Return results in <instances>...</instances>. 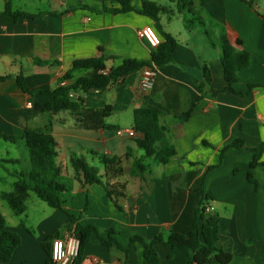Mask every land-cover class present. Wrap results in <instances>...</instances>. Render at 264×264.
Segmentation results:
<instances>
[{
	"label": "crops",
	"instance_id": "crops-1",
	"mask_svg": "<svg viewBox=\"0 0 264 264\" xmlns=\"http://www.w3.org/2000/svg\"><path fill=\"white\" fill-rule=\"evenodd\" d=\"M1 1L4 9L0 11L7 5L12 7V0ZM46 1L50 4L36 11L12 7L14 11L41 15L35 19L0 18V78H5L0 81V133L20 136L26 130L51 129L59 145L57 162L63 168L65 205L59 210L45 203L48 208H44L43 201L32 199L30 209V194L27 210L20 215H25V221L8 219L0 210L8 228L21 238V245L4 264H50L46 251L50 250L52 239H63L74 231V227L70 231L67 227L68 215L99 232L91 237L82 264H145L140 243L135 244L132 252H126L131 238L138 235L151 241L172 232L188 235L204 195L212 198L209 215L219 224V248L233 257L229 264H264V166L252 169L253 153L235 149L226 151L220 164L221 150L236 139H242L248 149L264 143V86L255 88L248 96L213 94L227 85L219 45L221 27L238 50L250 54L249 67L239 73V81L234 85L236 91L246 92L251 84H264V0H194L206 21L203 31L196 25L193 29L173 25L181 16L186 21L191 15L187 11L176 13V5L169 3L173 15L162 14L160 20L165 31L179 42L173 61L156 69L149 91L141 89L143 70L112 84L105 92L84 95L89 109L112 108L106 122L115 129L98 131L84 129L71 111L39 113L36 104L48 101L39 91L57 87L76 60L116 56L118 59L105 62L104 73L120 66L125 59L150 60L155 49L139 32L147 26L154 28L155 23L135 11H93L121 8L119 0ZM132 6L141 10L142 0H132ZM238 41L241 46L236 45ZM206 67L210 79L201 89ZM81 75L76 72L75 78ZM19 78L34 95L21 90ZM145 102L159 112L177 155L165 165L155 160V165H146L144 177H131L134 161L146 157L141 156L142 149L136 143L143 136H118L116 131L135 130L134 112ZM189 111L192 112L185 123L177 118ZM72 157L83 158L97 167L102 183L123 185L124 198L116 202L103 184L87 185L77 179L70 162ZM105 157L120 161L122 177L111 179L105 174ZM6 165L16 168L13 172L4 168L13 180L4 177L0 183L13 188L17 181L14 173L21 171L22 164ZM250 173L255 182L249 180ZM37 212L40 215L30 220ZM111 231L122 249L103 244ZM156 249L160 264H186L189 257L185 249L172 250L162 244Z\"/></svg>",
	"mask_w": 264,
	"mask_h": 264
},
{
	"label": "trees",
	"instance_id": "trees-1",
	"mask_svg": "<svg viewBox=\"0 0 264 264\" xmlns=\"http://www.w3.org/2000/svg\"><path fill=\"white\" fill-rule=\"evenodd\" d=\"M170 1L171 3H176L178 12L187 11L191 15V18H186L185 21L187 29H193L195 23L206 26V21L202 17L201 11L196 7L194 0ZM119 3L121 8H104L103 11L94 9L93 11L111 14L135 11L152 19L155 23L154 30L161 39V44L152 53L151 59H125L120 66L110 68L107 73H104L107 70L105 62L118 59L116 56L76 60L73 62L71 70L60 79L57 87H49L39 91L42 96L48 99L45 104H36V109L39 113L57 114L63 111H71L77 115L81 126L88 131L113 130L115 127L108 125L106 122L112 115V108L89 109L85 106L84 95L91 91L105 92L112 84L129 75L146 69H160L173 61L174 54L179 48V42L174 36L165 31L160 20V15L162 14L172 16L174 13L173 8L160 5L152 0H142L141 10H136L132 6V0H119ZM83 7L88 9L86 6ZM49 14L54 15L56 13L50 12ZM5 16H11L15 19L20 17L35 19L41 15L14 11L10 5H7L4 11H0V18ZM220 31L221 61L227 85L222 90L213 91V94L225 92L248 96L255 88L263 87L264 84H251L246 92L236 91L234 85L239 81V73L249 67L250 54L245 50H238L231 43L222 27ZM236 45L241 46L242 42L238 41ZM35 63L44 66L48 65L47 62L41 61H35ZM76 72L82 73V75L75 78ZM204 72L205 81L200 84L201 89H204L210 79V72L207 67L204 68ZM4 80L5 78H0V81ZM23 81L22 78L18 79L21 90L34 95V91L29 90ZM72 95L75 97H71ZM197 103L194 107H196ZM191 112L180 114L177 118L185 123L189 119ZM134 129L143 136V138L136 140V143L145 152L146 157L134 161L130 170L131 177H144L148 169L144 163L147 158H154L157 163L165 165L177 155L176 147L168 141V130L161 124L159 112L149 107L146 102L134 112ZM0 139L17 145L22 150L20 159L0 162V166L8 162L22 164L21 171L14 173L17 181L14 183L13 191L1 194V198L8 203L14 214L20 216L26 212V203L31 193H34L39 200L46 203L49 207L63 210L66 187L61 182L63 168L57 162L59 145L51 129L48 128L45 131L26 130L20 136L0 133ZM229 149H235L238 152L250 150L253 153L251 168L253 169L260 165L264 166V162H261L264 154V143L253 149H248L242 139H236L221 150L220 164L223 163L225 153ZM102 161L106 168L105 174L109 178L117 179L123 176L124 171L119 166L120 161L118 159H107L105 157ZM70 162L76 172L77 179L84 184H103L108 196L115 199L116 202L124 198L122 192L124 186L119 183H102L100 171L97 167L90 165L83 158L72 157ZM249 180L255 182L251 173L249 174ZM211 200L212 198L209 195H204L201 198L196 209L193 230L188 235L172 232L167 237L160 234L151 241L146 240L142 236H133L126 252H132L135 250V244L140 243L144 247V263L160 264V257L156 247L162 244L172 250H187L189 257L186 264H229L233 257L219 248V224L207 211ZM68 219L67 227L69 231L74 227L73 233L80 241L79 254L71 264H82L85 250L91 237L99 235V232L94 227L81 225L79 219L75 216L68 215ZM112 235H114L113 231L110 232L109 238L102 240L103 244L108 248L116 247L117 249H122ZM55 239H59V237L56 236L52 239V245ZM20 245V236L8 228L5 217L0 211V264L7 263ZM46 252L49 256V263L53 264L52 246Z\"/></svg>",
	"mask_w": 264,
	"mask_h": 264
},
{
	"label": "rangeland",
	"instance_id": "rangeland-1",
	"mask_svg": "<svg viewBox=\"0 0 264 264\" xmlns=\"http://www.w3.org/2000/svg\"><path fill=\"white\" fill-rule=\"evenodd\" d=\"M42 0H12L11 4H12V7L13 9H26V10H30V11H36V9H40L39 7H43V5H46L47 6L50 4L49 1H43L41 3ZM152 1H155L157 3H159L160 5H163V6H169L170 7V4H171V1L170 0H152ZM170 3V4H169ZM174 5H176V3H174ZM46 7V6H45ZM0 9H4V5L2 3V1L0 0ZM176 13L178 12V10L176 9L175 10ZM178 15V14H177ZM190 16V14H189ZM191 18V17H190ZM179 25L180 24V27L183 29L185 28V21H184V18H182V16L180 17V21H175L173 23V25ZM196 27H198L201 31L203 30H206V26L205 27H202L200 24L198 23H195ZM203 38H205L206 42L208 44H211L210 41V38H206L204 37L205 35L203 34L202 35ZM125 137H127L126 135H124ZM132 144L135 145L134 141H130ZM141 156L144 157L145 156V153L140 150L139 151ZM22 156V150L17 146V145H13V144H10V143H7L3 140L0 139V160L3 159L5 161L7 160H10V159H15V158H19ZM145 165H155L156 162L154 161L153 158H147L146 161L144 162ZM4 166V167H3ZM15 166H12V165H6V163H4V165H2V167H0V179L1 178H4V177H7V178H10L13 180V177H9V174L7 171H5L4 168L10 170L11 172H13L14 170H16V168H14ZM12 187H8L5 185V183L1 182L0 183V193L5 191V192H8V191H12ZM32 199L34 200H37L38 202H42L40 201L36 195L34 193H31V199L29 200V207L30 209L33 208V205H31L32 203ZM45 206L44 208H48V206L43 203ZM211 204V202H210ZM210 206V205H209ZM212 206V205H211ZM0 210L5 213L8 217V219H11V218H20V219H23L24 220V216H16L14 214V212L12 211V209L9 207L8 203L6 201H4L2 198H0ZM40 214L39 212L37 213H34L32 216H31V219L32 220L33 218L35 217H38ZM20 219H17V220H20ZM25 221V220H24ZM31 221L28 222V224L30 223Z\"/></svg>",
	"mask_w": 264,
	"mask_h": 264
},
{
	"label": "built area",
	"instance_id": "built-area-1",
	"mask_svg": "<svg viewBox=\"0 0 264 264\" xmlns=\"http://www.w3.org/2000/svg\"><path fill=\"white\" fill-rule=\"evenodd\" d=\"M139 36L145 39L153 49H156L161 44V39L154 30L153 27L147 26L139 32ZM157 75L156 69H146L143 73L141 81V89L143 91H149L153 87L155 77ZM71 97H75L72 95ZM118 136H128L135 138L137 132L135 130H118L116 131ZM208 213L210 208H208ZM80 250V241L73 234L69 233L63 239H55L52 245V262L53 264H71L78 256Z\"/></svg>",
	"mask_w": 264,
	"mask_h": 264
}]
</instances>
